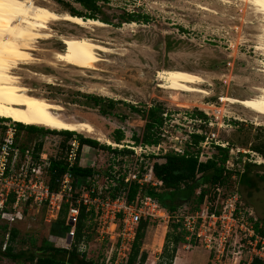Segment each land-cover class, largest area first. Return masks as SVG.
<instances>
[{
    "label": "rangeland",
    "instance_id": "rangeland-1",
    "mask_svg": "<svg viewBox=\"0 0 264 264\" xmlns=\"http://www.w3.org/2000/svg\"><path fill=\"white\" fill-rule=\"evenodd\" d=\"M36 1L58 13L69 14L72 8L81 10L74 0ZM249 1L100 0L102 12L97 19L109 22L106 26L84 27L68 21L51 22L49 28L52 37L35 43L33 56L37 64L20 65L13 72L36 95L42 94L61 104L64 117L87 120L99 131L95 134L73 131L72 139L76 138L79 142L80 134L112 149L131 150L116 154L102 147H83L82 164L88 166L92 163L103 172L117 177L126 175L132 169L136 153L126 146H139L141 141L135 142L132 136H143V114L153 106L162 108L161 115L165 122L159 129L155 128L160 145L158 151L154 144V150L159 155H150L142 162L137 160L136 168L141 172H146L155 161L162 162L161 156L173 152L175 148L187 147L205 161L218 153L216 145L209 138L213 136L214 140L227 148L226 166L235 171L224 188L220 189L217 203L220 204L226 194L237 192L242 214L264 231V157L257 151L264 152V113L252 106L261 95L258 89L264 87V18ZM130 15L139 17L133 20ZM141 16H147V19ZM73 35L102 42L113 53H101L107 61L99 62L97 70L80 69L63 62L50 65L49 61H53L55 53L71 51L72 45L66 38ZM162 70H186L200 75L205 82L198 86L205 89L207 94L182 90L175 92L163 87L161 84L164 82L157 77ZM43 75L50 76L52 82L43 79ZM93 98L99 101L95 102ZM199 112L204 116H200ZM10 127L15 130V140L21 148L33 149L38 156L44 154L48 158L63 155V143L68 138L61 130L53 132V129L37 126L53 131L29 132L25 128H18L15 121L0 117V137ZM193 127L208 138L205 137L198 145L192 142L186 146V141L192 140L189 131ZM117 129L123 132L120 142L115 141ZM100 135L121 146L99 141L97 138ZM246 164H249V182H243L240 178ZM101 177V185L113 182H110L111 177L107 180L104 175ZM190 207L193 204L181 211ZM62 215L60 211L57 218ZM47 219L44 206L26 204L23 206L22 220L11 224L0 221L2 250L9 242L12 228L18 232L11 242L16 251L34 249L33 241L39 245L45 239L60 247L58 236L49 231L52 230V221ZM169 220L167 213L149 220L145 232L147 234L149 231L151 235L148 242L146 236L142 241L141 252H147L142 264L162 262L160 256L165 234L170 230ZM86 226L84 234L90 238L82 240L87 248L85 258L100 263L110 245L109 235H104L102 241L97 240L98 228L91 216ZM157 231L161 232L158 237ZM112 235L115 236V233ZM241 239V233L237 230L220 254L217 233L209 246L203 239L187 235V241L177 245L176 255H180L174 258L173 264L183 263L184 252H189L192 264H250L255 257L264 258V253L259 249L260 243L253 250ZM115 240L116 236L111 239L112 242ZM79 254L81 257L82 253ZM0 264L30 263H18L1 257ZM133 264H138L137 260Z\"/></svg>",
    "mask_w": 264,
    "mask_h": 264
},
{
    "label": "built area",
    "instance_id": "built-area-1",
    "mask_svg": "<svg viewBox=\"0 0 264 264\" xmlns=\"http://www.w3.org/2000/svg\"><path fill=\"white\" fill-rule=\"evenodd\" d=\"M14 131L10 127L0 137V221L11 224L22 220L23 206L26 204L44 206L47 220L53 221L57 219L63 204L69 203L66 219L68 230L64 247H70L75 238L80 209L84 206L87 212H93V220L96 221L98 228L97 240L102 241L104 235H109V248L106 249L105 256L99 264H124L127 262L139 222L142 219L149 221L165 214L158 201L149 196L129 200L126 189H122L113 197L107 192L113 182L110 180L112 183L107 184L106 182L101 185L99 181L102 177L97 174L88 176L84 183L74 184L69 171L61 178L59 189L52 191L46 181L49 158L44 154L38 156L33 152V149L22 151L16 143ZM189 133L191 136V134H201L202 132L194 130L193 127ZM209 138L216 146H224L223 143L214 140L213 136ZM186 142L191 144V140ZM159 145L158 142L155 146L158 151ZM126 147L135 151L136 161L132 169L126 173L124 182L136 181L140 184L149 182L155 185L157 181L152 176V165L146 172H141L136 168L137 160L142 162L150 155H159L158 151L154 150V144L148 146L140 142L139 146ZM78 148L79 142L76 138L68 142L67 160L70 166L77 158ZM136 148L140 149L136 150ZM184 150L185 148H175L173 152L183 154ZM90 165L94 166L92 163ZM107 179L108 177H105V180ZM238 204L237 192H231L226 194L220 203L219 212H217V205L211 211L209 202L205 201L203 207L195 212L181 211L187 208L184 206L176 217L182 219L183 227L189 236L203 239L208 244L207 246L212 242L213 235L217 233L219 237V248L217 249L220 254L224 252L227 240L237 230L241 233V240H244L253 250L260 243L259 249L263 254L264 236L258 234L255 223L251 218H246L242 214ZM113 233L116 236L115 242L111 241V239H115ZM85 246V241H82L78 245V251L86 252Z\"/></svg>",
    "mask_w": 264,
    "mask_h": 264
},
{
    "label": "trees",
    "instance_id": "trees-1",
    "mask_svg": "<svg viewBox=\"0 0 264 264\" xmlns=\"http://www.w3.org/2000/svg\"><path fill=\"white\" fill-rule=\"evenodd\" d=\"M81 6V10L72 8L70 10L71 15L79 16L83 19H97V15L102 12L100 0H74ZM133 20L138 19L139 15H130ZM145 20L147 16H141ZM106 23H109L105 20ZM95 102L99 101L97 98H93ZM112 105V102H110ZM133 109L134 106H132ZM137 110V109H136ZM138 111V110H137ZM162 108L158 105L149 108L144 114L145 125L144 133L141 138L133 135L132 138L135 142H143L145 144H157L159 139L156 136V130L164 123V118L161 115ZM104 112V111H103ZM200 116H204L202 112H199ZM7 119V118H3ZM18 128H25L29 132H52L53 130L44 129L34 125H25L16 122ZM156 128V130H155ZM55 132V130L53 131ZM117 135L115 137L116 142H120L123 139V132L119 129L116 130ZM61 133L66 135V141L63 143V155L58 157H50L49 164L47 167L46 181L52 191L59 189L60 180L63 175L69 171L74 184L84 183L88 176L100 175L105 177H111L110 180L113 184L109 186L107 190L111 196H116L122 189L127 190L129 200L136 199L137 197L142 198L143 196H149L158 201L160 208L170 216L168 230L165 234V241L163 244V250L161 254L162 262L158 264H173V260L176 255L177 245L180 242H186L187 231L183 227L182 219H178L176 215L179 210L184 206L193 207L188 209V212H195L203 206L204 202L207 201L210 204V210L213 211L217 205V199L220 194V189L224 188L229 178L234 174V170L228 169L226 164L228 161V150L226 147L216 146L218 153L209 157L205 161L199 159L197 152L190 151L185 147L183 154L175 152H167L161 156L162 162H153L152 164V176L157 181L155 185L144 182L142 184L133 181L131 183H125L123 176H114L110 173L103 172L99 167L84 165L82 161V150L83 147H102V149H109L113 153L131 152V150H116L110 146L101 145L96 140L91 138H85L79 135V148L75 162L70 166L67 160V149L68 142L72 139V135L75 134L73 131L62 130ZM204 139L201 134H192L191 144L198 145L200 141ZM189 142H186V146ZM21 148V147H20ZM22 151L26 150L21 148ZM39 147L37 148V150ZM264 157V152L257 150ZM66 152V153H65ZM62 153V152H61ZM249 164H246L244 171L240 174V178L243 182H249L247 175ZM142 176V174H140ZM70 204L64 203L61 208V214L56 220L50 224L52 230L49 229L50 233L60 236L67 233L68 226L66 224L67 213ZM221 209V205L218 203L217 212ZM93 212H87L85 207L82 206L80 209L78 223L76 225V233L71 248L68 247H56L52 241L45 239L39 245H36L33 241L34 249L26 250H14L11 242L18 233L15 228L10 229L9 242L2 250L0 243V258L6 257L18 263L29 262L30 264H99L92 260L85 258V253L78 251V245L82 240L89 239V236L84 234L86 221L89 216L93 218ZM149 224L148 220L142 219L139 222L137 232L132 243L131 251L128 256L126 264H133L136 262L142 264V261L147 255V252H141V246L144 244L142 241L146 236L147 242L149 241L150 233L146 234V227ZM6 229V226H3ZM256 231L264 236V231L258 228V224L255 223ZM160 231L156 232V237L160 235ZM139 256V259H138ZM250 264H264V258L255 257Z\"/></svg>",
    "mask_w": 264,
    "mask_h": 264
},
{
    "label": "bare ground",
    "instance_id": "bare-ground-1",
    "mask_svg": "<svg viewBox=\"0 0 264 264\" xmlns=\"http://www.w3.org/2000/svg\"><path fill=\"white\" fill-rule=\"evenodd\" d=\"M249 2L253 9L264 18V0ZM54 21H68L84 27L107 25L98 19H83L68 13H58L38 4L36 0H0V117L53 130L99 133L87 120L64 117L61 114L64 110L61 104L42 94L36 95L35 91L23 85L20 76L13 72L20 65L37 64V59L33 56V51L36 49L35 43L52 37L49 24ZM66 40L72 45L71 51L55 53L54 62L49 61L50 65L63 62L65 65L80 69L97 70L99 62L107 61L101 53H113L107 45L87 36L73 35ZM157 77L164 82L161 84L163 87L175 92L182 90L207 94L205 89L198 86L205 80L190 71L162 70L158 72ZM43 79L49 83L52 82L48 75H43ZM258 90L261 95L252 106L264 113V87ZM97 139L111 143L110 145L121 146L102 138L101 135Z\"/></svg>",
    "mask_w": 264,
    "mask_h": 264
},
{
    "label": "crops",
    "instance_id": "crops-1",
    "mask_svg": "<svg viewBox=\"0 0 264 264\" xmlns=\"http://www.w3.org/2000/svg\"><path fill=\"white\" fill-rule=\"evenodd\" d=\"M65 237H66V233H65V234H62V235H60V236L57 237V238H58V242H59V246H60V247H64V246H65V243H66V239H65ZM54 238H55V237H54ZM176 253H177V251H176ZM184 254H185L186 256H185V258H184L182 264H192V263H191V259H190V257L188 256L189 252H187V253L184 252ZM179 255H180V253H178L177 255H175V259L178 258ZM189 255H190V254H189Z\"/></svg>",
    "mask_w": 264,
    "mask_h": 264
},
{
    "label": "flooded vegetation",
    "instance_id": "flooded-vegetation-1",
    "mask_svg": "<svg viewBox=\"0 0 264 264\" xmlns=\"http://www.w3.org/2000/svg\"><path fill=\"white\" fill-rule=\"evenodd\" d=\"M241 106V105H240Z\"/></svg>",
    "mask_w": 264,
    "mask_h": 264
}]
</instances>
